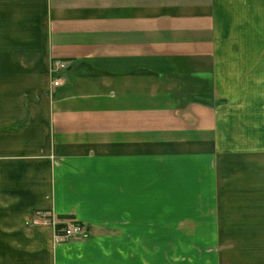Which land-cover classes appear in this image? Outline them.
Listing matches in <instances>:
<instances>
[{"label": "crops", "instance_id": "0c3cea01", "mask_svg": "<svg viewBox=\"0 0 264 264\" xmlns=\"http://www.w3.org/2000/svg\"><path fill=\"white\" fill-rule=\"evenodd\" d=\"M0 264H264V0H0Z\"/></svg>", "mask_w": 264, "mask_h": 264}, {"label": "built area", "instance_id": "2783aa9c", "mask_svg": "<svg viewBox=\"0 0 264 264\" xmlns=\"http://www.w3.org/2000/svg\"><path fill=\"white\" fill-rule=\"evenodd\" d=\"M61 66L64 67L66 65L61 63ZM54 70L52 65V75L55 72ZM52 85L55 87L61 86V76H52ZM32 224L48 225L52 227L58 241H65L78 234L86 235L85 233L87 230L84 223L75 220L61 219L53 211L49 210L38 212L32 220Z\"/></svg>", "mask_w": 264, "mask_h": 264}, {"label": "rangeland", "instance_id": "374dc122", "mask_svg": "<svg viewBox=\"0 0 264 264\" xmlns=\"http://www.w3.org/2000/svg\"><path fill=\"white\" fill-rule=\"evenodd\" d=\"M61 63L65 64L66 66L62 67ZM52 65H53V68L55 69L54 70L55 72H54V74L52 76L55 77V76H58V75L60 76V74L65 72L67 70L68 66H69V63H68V61H64V60H54L52 62ZM51 72H52V67H51ZM61 78H63V77L61 76ZM62 84H63V81H62ZM83 236L84 235L78 234V235H74L73 237H83ZM206 250H208L207 247H206Z\"/></svg>", "mask_w": 264, "mask_h": 264}]
</instances>
